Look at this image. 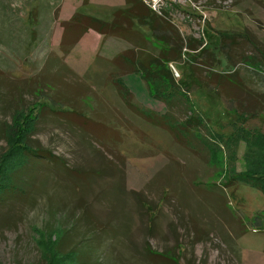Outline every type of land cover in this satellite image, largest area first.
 Listing matches in <instances>:
<instances>
[{"label": "rangeland", "instance_id": "1", "mask_svg": "<svg viewBox=\"0 0 264 264\" xmlns=\"http://www.w3.org/2000/svg\"><path fill=\"white\" fill-rule=\"evenodd\" d=\"M142 1L203 43L185 54L207 46L199 66L245 87L188 93L221 150L208 154L201 140L184 147L177 130L128 111L106 62L129 47L123 40L90 31L72 55L55 56L63 23L76 13L110 20L125 0H0V264H166L161 254L179 264H264V195L223 185L246 170L248 153L264 154L258 140L226 143L241 130L249 141L264 135V0ZM136 28L157 55L153 37L165 29ZM170 69L179 80L183 67ZM125 79L136 103L168 113L138 75ZM173 112L184 123L190 116ZM16 144L28 148L22 165L10 161Z\"/></svg>", "mask_w": 264, "mask_h": 264}, {"label": "trees", "instance_id": "2", "mask_svg": "<svg viewBox=\"0 0 264 264\" xmlns=\"http://www.w3.org/2000/svg\"><path fill=\"white\" fill-rule=\"evenodd\" d=\"M125 2V7L116 9L111 14L110 20L105 21L92 15L76 13L69 21L63 23V38L55 56L72 55L83 37L88 35L90 31H94L103 37L109 36L123 40L128 43L129 47L111 60L106 59V62L112 70L109 75L111 82L114 84L128 111L137 119H141L154 128L170 129L171 132L177 130V133L182 135L183 138L176 137V140L184 147L198 146L197 143L201 140L208 154L217 153V151L221 150V144L218 143V140L221 141L222 138L218 134L212 135V131L203 117H201L199 112H195L193 107L191 108L187 97L188 93L195 89L204 88L217 96H226L229 94V90L245 93V87L240 83V87H236L233 73L219 74L212 71V65L207 67L209 69L199 66V62L196 60L199 56V59L205 57V53L209 51L207 46L201 49V55L190 52L184 53L185 48L192 52L197 51L202 47V42L190 37L184 39L176 27L166 22L163 17L159 16L142 0H125ZM137 24L150 26L152 31H158L161 28L165 29L168 36L158 37L155 35L153 37V42L156 45L154 48L158 51L157 55L149 51L148 46L151 41L137 30ZM185 55L190 57L189 62L184 60ZM97 58L101 60L102 57L98 56ZM177 63L183 67V70H180L181 78L179 80L175 79L170 69V64ZM212 64L215 66V61H212ZM126 74L138 75L147 85L151 96L166 103L169 109L168 113L159 115L136 103L133 93L123 80ZM174 107L179 108L180 113H184L185 116L190 114L189 117L187 116L188 120L185 123L181 121L179 113L175 115L173 112ZM237 113L240 112L237 111ZM240 114V118L247 119L245 118L247 113L243 112ZM117 115L124 120L123 115L119 113ZM130 126L131 124L128 123L127 129ZM188 128L195 129L194 139L188 138L190 135V132L187 131ZM241 132L242 134L234 136L235 138H228L229 140L226 142L227 146H229L228 148L226 147L228 150L236 148L241 143H245L246 147L252 146V143L257 140L259 145L263 143L262 146H264V142L260 141L264 139L263 134L249 141L248 137L250 134L244 130H241ZM255 144L258 148L257 142ZM199 146L202 145L200 144ZM27 151L28 148L25 144L14 145L10 161L16 162L17 160L15 159L19 158L22 165L25 152ZM256 156L252 152L248 153L247 157L250 159H248L246 170L239 173L231 170L228 174L234 171L236 175L230 177L231 175L226 174L229 179L223 185H249L264 195V154L260 153L258 155L260 157L255 158ZM226 175L225 177H227ZM161 256L166 258V264H179L177 260L168 255L161 254Z\"/></svg>", "mask_w": 264, "mask_h": 264}, {"label": "crops", "instance_id": "3", "mask_svg": "<svg viewBox=\"0 0 264 264\" xmlns=\"http://www.w3.org/2000/svg\"><path fill=\"white\" fill-rule=\"evenodd\" d=\"M131 75H132V74H131ZM126 76H128V74H126ZM123 80H124L125 84L128 86V88H130V90H132L131 87L127 84V81H126V79H125V76L123 77ZM131 92H133V90H132ZM133 93H134V92H133ZM136 97H137V96H136Z\"/></svg>", "mask_w": 264, "mask_h": 264}]
</instances>
